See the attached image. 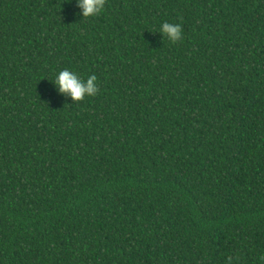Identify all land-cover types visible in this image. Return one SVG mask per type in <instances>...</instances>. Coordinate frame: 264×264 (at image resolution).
<instances>
[{
  "label": "trees",
  "instance_id": "1",
  "mask_svg": "<svg viewBox=\"0 0 264 264\" xmlns=\"http://www.w3.org/2000/svg\"><path fill=\"white\" fill-rule=\"evenodd\" d=\"M0 264H264V0H0Z\"/></svg>",
  "mask_w": 264,
  "mask_h": 264
},
{
  "label": "clouds",
  "instance_id": "2",
  "mask_svg": "<svg viewBox=\"0 0 264 264\" xmlns=\"http://www.w3.org/2000/svg\"><path fill=\"white\" fill-rule=\"evenodd\" d=\"M75 4L82 19H88L104 11L106 0H75ZM158 33L163 40L166 38L171 43L183 39L182 26L175 22H163ZM52 84L59 94L69 96L74 102L84 101L86 97H94L98 93V78L95 74L82 79L70 69H63L55 74Z\"/></svg>",
  "mask_w": 264,
  "mask_h": 264
}]
</instances>
